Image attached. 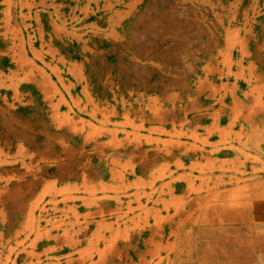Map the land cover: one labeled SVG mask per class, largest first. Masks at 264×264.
<instances>
[{"label":"crops","instance_id":"0c3cea01","mask_svg":"<svg viewBox=\"0 0 264 264\" xmlns=\"http://www.w3.org/2000/svg\"><path fill=\"white\" fill-rule=\"evenodd\" d=\"M78 1L37 105L0 74V264H264V0Z\"/></svg>","mask_w":264,"mask_h":264},{"label":"rangeland","instance_id":"374dc122","mask_svg":"<svg viewBox=\"0 0 264 264\" xmlns=\"http://www.w3.org/2000/svg\"><path fill=\"white\" fill-rule=\"evenodd\" d=\"M81 2H83V0H81ZM38 4H40V6H38ZM79 4L81 3L78 0H57L52 1L51 4L50 0H45L43 3H37L36 0H5L4 3H1L0 0V10H4V12L0 11V74L9 72L14 68L18 69V73L20 74V80L18 82L20 84L19 93L25 101H28V99L30 101L29 103L33 100L39 101L38 97L41 95V90H45L47 86L49 87V85H52V82L48 79H52V77L55 78L57 75V72L53 71V66L49 64L53 59H60L68 55L71 59L84 56L80 43L77 41V37L79 36L77 32H82L84 36L89 37L90 35L92 36V32H96L98 27H106L108 25V20H99L97 17L101 13V10L98 8L100 4L99 1L92 2L91 15L90 17H85L87 18L85 22L84 20L77 21L75 16L79 17L85 15L83 10L77 6ZM38 7H49L54 14L53 19L49 20V18L47 19V17H45L47 15L46 10H42L45 17H43L44 30L46 29L48 32V38L44 42H41L40 39L34 38L33 36L32 38L28 33V31L32 30L31 28L35 27L37 24L33 14L34 10H37ZM21 8L23 11L22 15L20 14ZM66 13L69 18L67 20L64 19V22H62L61 15ZM26 20L30 25H24ZM32 24H34V26H32ZM16 26H23L21 27L22 38L23 41H27V47L25 48L23 46L20 48L13 42L14 37L18 34V31L15 29ZM62 26L69 27L71 29V34L68 40L65 41L66 43L59 40L57 45H55L51 43V41L53 42L51 32H58L60 36L59 32H62ZM30 40L36 46L35 49L30 48L28 44ZM93 40L95 41V39ZM31 62L33 63V67ZM1 102L2 100H0V104ZM35 104L31 103V105L34 106ZM24 107L25 108L21 109L23 113L25 112L26 114L22 115L26 118L29 111H27V106ZM38 115L39 114H37V116ZM41 117H43V114H40L39 119H41ZM2 122L4 121L0 120V127H3ZM39 122L40 125H38V127L45 129L46 125L43 124L41 120ZM1 132H3L4 135L3 137L0 136V149H3L4 146L7 151L17 148V137H15L11 131L0 130V133ZM14 164L15 163L12 162L0 164V170H13L17 168V166L14 167ZM261 180L264 181V175L261 176Z\"/></svg>","mask_w":264,"mask_h":264},{"label":"bare ground","instance_id":"6f19581e","mask_svg":"<svg viewBox=\"0 0 264 264\" xmlns=\"http://www.w3.org/2000/svg\"><path fill=\"white\" fill-rule=\"evenodd\" d=\"M263 147H264V146H263ZM263 147H262V148H263ZM231 159H232V158H231Z\"/></svg>","mask_w":264,"mask_h":264}]
</instances>
